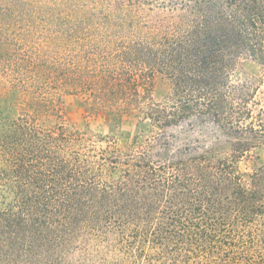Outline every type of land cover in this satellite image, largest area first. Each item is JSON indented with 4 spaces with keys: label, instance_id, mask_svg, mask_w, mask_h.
<instances>
[{
    "label": "trees",
    "instance_id": "1",
    "mask_svg": "<svg viewBox=\"0 0 264 264\" xmlns=\"http://www.w3.org/2000/svg\"><path fill=\"white\" fill-rule=\"evenodd\" d=\"M251 2L163 1L170 22L157 0H0V97L17 112L0 113V264H219L235 234L253 241L264 174L235 164L264 144V74L230 79L242 54L264 73ZM63 94L89 116L133 105L151 133L86 144Z\"/></svg>",
    "mask_w": 264,
    "mask_h": 264
},
{
    "label": "rangeland",
    "instance_id": "2",
    "mask_svg": "<svg viewBox=\"0 0 264 264\" xmlns=\"http://www.w3.org/2000/svg\"><path fill=\"white\" fill-rule=\"evenodd\" d=\"M167 0H157L153 14L156 17H166V20L173 22L178 12H171L167 7H162V2ZM245 4L253 5L251 0H245ZM246 6V5H245ZM254 11H257L255 9ZM251 11V12H254ZM164 20V19H162ZM264 21V18H263ZM256 26L252 28L253 32L263 33L264 23L258 19L255 20ZM255 34V33H254ZM264 44V42H263ZM260 63L249 55L242 54L236 63L234 70L230 73V79L233 83H241L245 79L255 76H263ZM164 89L158 87L156 92L160 95ZM257 99L261 100L264 105V85H261L257 92ZM14 100V95L9 97H0V113L5 112L11 115L17 113L10 105ZM62 108L64 117L61 121L69 128L84 137V143H96L97 146H106L107 141L114 139L119 146H128L134 141V137L139 135L144 139L151 133L152 126L149 119H145L133 107V105H125L120 109L112 112H100L94 116H89L84 110L82 99L73 94L62 95ZM12 110V112L10 111ZM172 131L180 133L179 127L171 128ZM235 171L239 174L259 172L264 174V144L257 145L248 154L242 157L235 164ZM118 174V173H116ZM262 177V176H261ZM259 189L264 192V179H258ZM262 186L263 189L260 187ZM262 213L257 214L251 223L250 229L254 233L252 242H249L248 231L245 235L242 232L235 234V240L238 242L237 247H229L227 244L222 245V251L217 250L213 258L219 264H264V209ZM228 240V239H225ZM243 240V242H242ZM220 251V252H219Z\"/></svg>",
    "mask_w": 264,
    "mask_h": 264
}]
</instances>
